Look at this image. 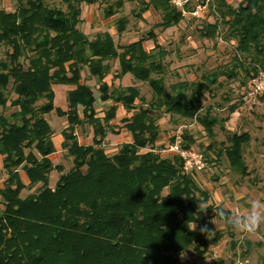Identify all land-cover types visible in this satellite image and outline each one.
<instances>
[{
    "label": "trees",
    "instance_id": "trees-1",
    "mask_svg": "<svg viewBox=\"0 0 264 264\" xmlns=\"http://www.w3.org/2000/svg\"><path fill=\"white\" fill-rule=\"evenodd\" d=\"M62 1L64 10L45 0H18L14 11L0 10V48H5L0 57V170L5 173L0 183V264H179L173 253L195 243L206 247L207 235L214 232L209 221L214 207L198 211V204L208 203V192L184 174L178 158L156 151L160 132L158 117L151 112L164 113L173 122L195 121L213 139L219 121L209 108L201 115L202 98L218 85L219 75L233 79L236 73L213 72L166 87L161 62L166 54L151 33L120 46L109 32L89 40L78 29L82 4L91 6L97 0ZM135 1L137 16L149 10L161 14L158 27L163 30L186 18L170 0ZM100 3L105 4V18L124 6L123 0ZM209 9L220 15V22L200 29L201 35L239 38L244 63L238 57L234 62L244 78L251 81L264 72V0H244L235 7L211 0ZM125 24V18L118 19V34ZM146 41L153 47L146 48ZM110 61L118 63L116 79L131 75L150 88L151 99L145 102L135 86L110 89L104 81ZM84 68L98 83L97 98L82 80ZM58 84L69 87L65 110L53 105L52 87ZM101 102L112 105L98 117L95 109ZM118 106L125 111L130 141L109 154L103 143L113 132ZM11 109L16 111L10 117L6 112ZM235 109L232 105L229 110ZM51 111L67 123L60 144L72 158L66 173L53 166L50 157L56 152L54 133L44 117ZM83 125L92 129L90 145L76 138L77 127ZM181 138L183 148L195 143L186 132ZM248 141L247 133H236L223 148L233 173L245 170L242 154ZM215 156L219 159L220 151ZM53 170L60 175L51 187ZM195 223L197 229L190 231ZM205 224L208 233L200 231Z\"/></svg>",
    "mask_w": 264,
    "mask_h": 264
},
{
    "label": "rangeland",
    "instance_id": "rangeland-1",
    "mask_svg": "<svg viewBox=\"0 0 264 264\" xmlns=\"http://www.w3.org/2000/svg\"><path fill=\"white\" fill-rule=\"evenodd\" d=\"M123 1L124 6L110 18H105V4H101L100 0L91 6L83 3L82 21L78 25V29L89 40L95 38L96 34L100 32H109L117 46L126 45L142 38L147 39L151 33L160 44L162 53L166 54L161 59L162 64L165 65L164 82L166 87L179 80L194 81L200 79L204 74L211 76L213 72H230L232 70V73H236V77L233 79L219 75L218 85H215L213 90L210 88L211 91L205 93L202 98L201 115L209 108L211 117L219 121L213 128V139H209L206 132L195 121H183L175 118L178 120L173 122L176 120L164 113L151 112L154 117H158L157 125L160 132L156 151L161 153L162 157L167 155L168 158L175 159L177 156L163 152L171 143V138L175 134L181 135L184 132L193 138L195 143L191 149L203 155V159L210 163L206 162L204 170L199 173L184 174L189 176L200 189L208 192L207 206L214 207L210 213L218 207H223L228 213L234 210L243 213L249 207V201L254 199L264 201V95H249L250 79L244 78L243 69L234 62V57H238L244 63L242 48H237L239 38L233 35L226 38L227 34H221L213 39L204 38L200 29L207 28L209 24L218 22L220 19V15L213 13L214 11L210 13V9L199 19H189L186 16L178 26L163 30L158 27L161 22V14L149 10L139 17L137 16L140 9L138 3L135 0ZM224 1L230 7H235L244 0ZM45 2L50 6L65 9L62 0H45ZM17 4L18 0H2L0 10L14 11ZM203 13L204 11L200 15ZM120 18H125L126 24L124 32L118 34L116 22ZM219 30L221 33H225L223 26H219ZM145 44L146 48L153 47L151 41H146ZM4 51L5 48H0V57H4ZM110 65L111 71L104 79L110 89L135 86L139 89L145 102L151 99V91L146 84L134 80L131 75L116 79L118 63L110 61ZM81 76L83 82L92 87L97 98V81L90 78L86 68L83 69ZM52 88L54 90V107L65 110L66 92L69 87L58 84ZM42 103L38 102L37 105ZM110 105H112L110 102H101L96 106L97 116L102 117ZM232 105L236 106L233 113L229 110ZM138 107H140L139 104L135 110ZM15 111V109H11L6 112V115L11 117ZM130 113L127 115L130 116ZM125 115V111L118 106L117 118L111 122L113 132L108 133L103 143L104 150L109 154L116 152L122 143L130 141V135L125 130L123 123ZM44 118L54 133L53 143L59 142L56 144L58 152L51 157L53 166H60L63 170L62 173H66L72 166V158L67 155L66 150H63L60 144L63 141L61 131L67 126V123L54 111L46 114ZM236 133L249 135V141L244 146L242 154L245 168L243 174L239 171L233 173L223 155L225 150L223 148L229 146L232 136ZM76 138L81 145H90L91 127L88 125L77 127ZM219 151L221 156L218 159L215 155ZM59 175V172L52 171L49 182L51 187L54 186ZM20 177L23 180L22 172ZM1 178H5V173L2 170H0V180H2ZM167 192L168 190L164 189L163 193ZM22 195H27V191H23ZM209 216L214 232L207 235L206 247L195 243L191 244L190 249L181 253H173V256L178 258L179 264H264V224L256 233L248 234L234 231L219 218L214 221L215 226L211 223L214 213Z\"/></svg>",
    "mask_w": 264,
    "mask_h": 264
},
{
    "label": "built area",
    "instance_id": "built-area-1",
    "mask_svg": "<svg viewBox=\"0 0 264 264\" xmlns=\"http://www.w3.org/2000/svg\"><path fill=\"white\" fill-rule=\"evenodd\" d=\"M211 0H170V4L184 16L199 19L205 15L209 9ZM187 9H190L187 10ZM204 11L202 15L200 13ZM249 95H262L264 93V72L260 71L250 81ZM182 138L180 134L174 135V140L167 145L163 152L173 154L180 160L181 168L184 173H199L204 170L206 161L203 155L191 148L182 147ZM1 183V180H0ZM2 200L0 199V203Z\"/></svg>",
    "mask_w": 264,
    "mask_h": 264
},
{
    "label": "clouds",
    "instance_id": "clouds-1",
    "mask_svg": "<svg viewBox=\"0 0 264 264\" xmlns=\"http://www.w3.org/2000/svg\"><path fill=\"white\" fill-rule=\"evenodd\" d=\"M208 209L207 204H198V211L205 213ZM214 213V219L211 221L216 226L214 221L219 218L225 224L229 225L234 231L254 234L262 224H264V201L254 199L249 201V207L243 213L232 211L228 213L223 207H218ZM189 229V228H188ZM197 224L192 225L190 231H195ZM202 233H208V225H203L200 229Z\"/></svg>",
    "mask_w": 264,
    "mask_h": 264
},
{
    "label": "crops",
    "instance_id": "crops-1",
    "mask_svg": "<svg viewBox=\"0 0 264 264\" xmlns=\"http://www.w3.org/2000/svg\"><path fill=\"white\" fill-rule=\"evenodd\" d=\"M54 144V146H55V149H56V152H55V154L58 152V150H57V145L56 144H59V142L58 143H53ZM53 155V154H52ZM52 155L50 156V157H52ZM52 159V158H51Z\"/></svg>",
    "mask_w": 264,
    "mask_h": 264
},
{
    "label": "bare ground",
    "instance_id": "bare-ground-1",
    "mask_svg": "<svg viewBox=\"0 0 264 264\" xmlns=\"http://www.w3.org/2000/svg\"><path fill=\"white\" fill-rule=\"evenodd\" d=\"M2 181V180H1Z\"/></svg>",
    "mask_w": 264,
    "mask_h": 264
}]
</instances>
